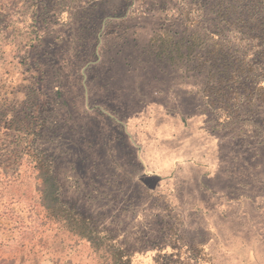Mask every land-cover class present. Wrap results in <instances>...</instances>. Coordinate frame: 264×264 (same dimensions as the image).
Masks as SVG:
<instances>
[{"label": "rangeland", "instance_id": "obj_1", "mask_svg": "<svg viewBox=\"0 0 264 264\" xmlns=\"http://www.w3.org/2000/svg\"><path fill=\"white\" fill-rule=\"evenodd\" d=\"M0 264H264V0H0Z\"/></svg>", "mask_w": 264, "mask_h": 264}, {"label": "trees", "instance_id": "obj_2", "mask_svg": "<svg viewBox=\"0 0 264 264\" xmlns=\"http://www.w3.org/2000/svg\"><path fill=\"white\" fill-rule=\"evenodd\" d=\"M47 182H48V180H47Z\"/></svg>", "mask_w": 264, "mask_h": 264}]
</instances>
